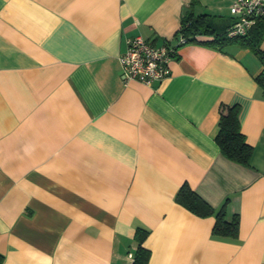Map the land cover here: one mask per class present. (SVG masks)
Returning a JSON list of instances; mask_svg holds the SVG:
<instances>
[{"label":"crops","instance_id":"crops-1","mask_svg":"<svg viewBox=\"0 0 264 264\" xmlns=\"http://www.w3.org/2000/svg\"><path fill=\"white\" fill-rule=\"evenodd\" d=\"M222 0L218 26L232 22ZM190 0H0L1 264H264V95L259 58L201 36L177 45ZM140 35L177 47L151 85L120 78ZM261 48L264 49V40ZM220 103L239 105L250 165L215 140ZM183 183L227 217L176 201Z\"/></svg>","mask_w":264,"mask_h":264},{"label":"trees","instance_id":"trees-1","mask_svg":"<svg viewBox=\"0 0 264 264\" xmlns=\"http://www.w3.org/2000/svg\"><path fill=\"white\" fill-rule=\"evenodd\" d=\"M198 0H190L189 9L181 18V24L178 32L185 36L186 42L198 41L201 36H209L205 40L207 43L215 46L238 45L249 48L260 60L262 64L261 71L255 76V81L264 95V49L261 48L264 40V15L258 17L253 26L245 35L228 37L226 35L227 24L224 28L218 26L215 16L209 13L193 12V4ZM218 128L215 134V140L220 148V152L230 160L243 165H250L252 155V146L246 141L244 134L240 129L239 105L237 103H220L218 107ZM176 201L199 216L214 215L215 222L212 228V234L215 236H224L235 238L238 234V215L236 213L227 217L225 207L215 210L196 192H194L187 183H183L176 193ZM148 231L137 228L135 231L136 249L133 253L131 264H147L150 257V250L142 245ZM2 256L0 255V264Z\"/></svg>","mask_w":264,"mask_h":264},{"label":"built area","instance_id":"built-area-1","mask_svg":"<svg viewBox=\"0 0 264 264\" xmlns=\"http://www.w3.org/2000/svg\"><path fill=\"white\" fill-rule=\"evenodd\" d=\"M229 11L233 19L226 28V35H245L257 18L264 15V0H233ZM186 39L178 32L177 45L186 43ZM126 43V50L118 56L124 84L135 80L151 85L170 74V62L177 56L176 46L154 45L140 35L128 38Z\"/></svg>","mask_w":264,"mask_h":264},{"label":"rangeland","instance_id":"rangeland-1","mask_svg":"<svg viewBox=\"0 0 264 264\" xmlns=\"http://www.w3.org/2000/svg\"><path fill=\"white\" fill-rule=\"evenodd\" d=\"M221 2L222 0H198L193 4V7L195 8V10L200 11V8H202L203 5L207 3L210 9L212 8L214 10Z\"/></svg>","mask_w":264,"mask_h":264}]
</instances>
